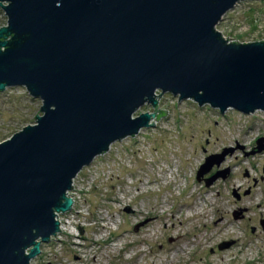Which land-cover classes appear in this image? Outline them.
<instances>
[{"label":"water","instance_id":"1","mask_svg":"<svg viewBox=\"0 0 264 264\" xmlns=\"http://www.w3.org/2000/svg\"><path fill=\"white\" fill-rule=\"evenodd\" d=\"M243 1L0 0V92L25 87L43 113L0 142V264H30L62 232L73 180L113 143L165 117L157 96L264 111V40L229 41L216 30ZM145 104L154 113L134 117ZM228 151L208 157L197 178Z\"/></svg>","mask_w":264,"mask_h":264},{"label":"rangeland","instance_id":"2","mask_svg":"<svg viewBox=\"0 0 264 264\" xmlns=\"http://www.w3.org/2000/svg\"><path fill=\"white\" fill-rule=\"evenodd\" d=\"M6 25L0 7V28ZM216 30L229 41L264 40V0L238 3ZM157 101L165 117L78 173L73 207L58 215L62 232L42 243L30 264H264V150L256 152L264 111L222 113L169 93ZM41 107L25 87L0 92V142L34 125ZM154 110L145 104L134 117ZM226 149L232 151L212 159L198 179L206 159ZM217 173L225 179L207 185ZM224 241L234 243L220 249Z\"/></svg>","mask_w":264,"mask_h":264},{"label":"bare ground","instance_id":"3","mask_svg":"<svg viewBox=\"0 0 264 264\" xmlns=\"http://www.w3.org/2000/svg\"><path fill=\"white\" fill-rule=\"evenodd\" d=\"M228 162L229 161H227L225 164L227 165V166H229V167H232L233 166V164L231 165V164H228ZM237 165V164H236ZM239 165V164H238ZM200 184V183H199ZM199 184H196L195 186H194V188H193V190L195 191V190H198L200 187H199ZM59 220V219H58ZM60 221V220H59ZM60 223H61V221H60ZM64 228V226H62L61 225V229H63Z\"/></svg>","mask_w":264,"mask_h":264},{"label":"flooded vegetation","instance_id":"4","mask_svg":"<svg viewBox=\"0 0 264 264\" xmlns=\"http://www.w3.org/2000/svg\"><path fill=\"white\" fill-rule=\"evenodd\" d=\"M238 194H239V193H238ZM239 196H240V194H239ZM237 199L240 200V199H241V196H240L239 198H237ZM263 220H264V219H262V220L260 221V224H261V225H262V221H263ZM262 226H263V228H264V224H263ZM252 231H255V228H253ZM224 242H225V241H224ZM224 242H223V243H224ZM229 242H232V244L234 243V241H229ZM232 244H231V245H232ZM231 245H230V246H231Z\"/></svg>","mask_w":264,"mask_h":264}]
</instances>
